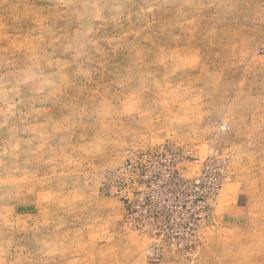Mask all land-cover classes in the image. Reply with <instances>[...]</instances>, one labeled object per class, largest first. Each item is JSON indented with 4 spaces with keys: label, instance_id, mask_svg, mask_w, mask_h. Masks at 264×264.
<instances>
[{
    "label": "rangeland",
    "instance_id": "obj_1",
    "mask_svg": "<svg viewBox=\"0 0 264 264\" xmlns=\"http://www.w3.org/2000/svg\"><path fill=\"white\" fill-rule=\"evenodd\" d=\"M160 144L224 159L191 258L124 223ZM0 264H264V0H0Z\"/></svg>",
    "mask_w": 264,
    "mask_h": 264
},
{
    "label": "built area",
    "instance_id": "obj_2",
    "mask_svg": "<svg viewBox=\"0 0 264 264\" xmlns=\"http://www.w3.org/2000/svg\"><path fill=\"white\" fill-rule=\"evenodd\" d=\"M222 163L213 147L204 157L174 144L127 148L120 168L124 223L150 236L149 259L160 260L167 250L189 258L196 254L199 229L219 203Z\"/></svg>",
    "mask_w": 264,
    "mask_h": 264
}]
</instances>
